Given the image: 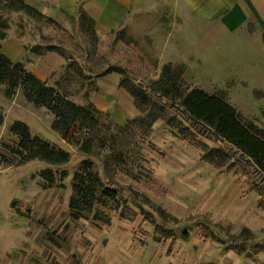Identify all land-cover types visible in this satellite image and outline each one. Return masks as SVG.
I'll return each instance as SVG.
<instances>
[{
	"label": "rangeland",
	"instance_id": "374dc122",
	"mask_svg": "<svg viewBox=\"0 0 264 264\" xmlns=\"http://www.w3.org/2000/svg\"><path fill=\"white\" fill-rule=\"evenodd\" d=\"M65 1L0 0V53L23 45L25 66L59 53L67 64L48 86L94 120L81 117L65 132L54 130L50 110L27 101L23 88L10 96L9 85H0V264H149L158 252L173 255L174 264H198L217 248L264 264V181L240 156L223 167L203 161L202 152L225 146L172 109L158 84L165 66L176 77L187 62L190 19L178 11V0H134L116 29L96 25L81 0L70 14ZM110 72L149 98H139L143 111L122 126L88 100L96 78ZM216 76L186 83L223 97ZM251 109L253 118L244 119L264 130V102ZM20 121L32 139L68 154V163L29 158L13 131ZM82 171L118 190V210L98 206L80 219L71 215Z\"/></svg>",
	"mask_w": 264,
	"mask_h": 264
},
{
	"label": "crops",
	"instance_id": "0c3cea01",
	"mask_svg": "<svg viewBox=\"0 0 264 264\" xmlns=\"http://www.w3.org/2000/svg\"><path fill=\"white\" fill-rule=\"evenodd\" d=\"M133 1L81 0V4L96 25L116 29L129 16ZM63 6L74 14L77 0H66ZM178 8L190 19L186 29L188 56L183 73L185 82L193 85L200 75H217L223 81L222 96L227 103L246 118H253V104L264 102V0H178ZM25 55L23 45L14 42L10 53L5 56L13 62L25 63ZM66 64V58L50 51L26 68L36 79L49 84ZM222 64H225L223 69L218 66ZM226 71L231 72L232 77ZM233 75H238L237 81ZM120 80L115 72L96 78V89L88 98L90 104L108 114L118 126L140 114L135 99L120 85ZM255 93H260L262 97H257ZM257 253L258 257L263 254ZM205 257L198 264H260L244 254L222 248H217L214 253L210 251ZM173 260V255L166 257L158 252L149 264H174Z\"/></svg>",
	"mask_w": 264,
	"mask_h": 264
},
{
	"label": "trees",
	"instance_id": "16d2710c",
	"mask_svg": "<svg viewBox=\"0 0 264 264\" xmlns=\"http://www.w3.org/2000/svg\"><path fill=\"white\" fill-rule=\"evenodd\" d=\"M3 39L4 37L0 36V40ZM172 71L170 65L165 66L158 81L166 91L168 105L180 112L195 130L208 133L216 142L225 146V149L202 152V160L215 167H223L229 159L240 156L254 170V174L259 175L264 181V130L246 121L223 97L208 95L199 89L191 91L190 85L183 79L184 71H180L176 77L172 76ZM0 85H9L10 96L14 95L17 89L23 88L27 101L50 110L57 118L52 125L54 130L65 132L72 121L81 117L94 121L86 108L78 107L71 101H63L55 88L36 79L26 70L23 62L15 63L1 53ZM124 87L135 99L137 109L143 111L138 100L144 98L148 101L149 98L140 89ZM171 89L176 90L175 96H170ZM96 111L100 113L97 109ZM2 123L3 117L0 115V125ZM13 131L21 137L20 145L28 152L29 158L40 159L53 165L68 163L70 158L64 151L39 138L32 139L26 124L15 123ZM75 182V196L70 200L71 215L74 218L80 219L82 213L90 212L98 206L110 212L120 208L118 190L104 186L98 173L82 171L76 175ZM102 214H104L102 221L110 223V216Z\"/></svg>",
	"mask_w": 264,
	"mask_h": 264
}]
</instances>
